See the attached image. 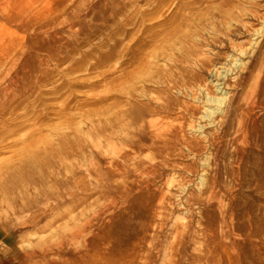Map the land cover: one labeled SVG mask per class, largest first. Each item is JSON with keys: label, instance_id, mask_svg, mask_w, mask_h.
<instances>
[{"label": "rangeland", "instance_id": "374dc122", "mask_svg": "<svg viewBox=\"0 0 264 264\" xmlns=\"http://www.w3.org/2000/svg\"><path fill=\"white\" fill-rule=\"evenodd\" d=\"M219 2L191 10L204 19L191 28L194 58L181 49L184 41L174 43L181 44L174 55L163 49L176 70L166 90L126 75L157 73L131 64L136 37L144 27L164 25L180 2L0 0V264H264V89L247 94L257 74L253 63H264L258 43L264 0H224L218 11ZM132 8L144 27L138 31L134 23L129 37L125 17ZM202 35L236 45V55L246 52L227 81L228 98L247 94L237 118L245 122V138L236 147L209 143L215 127L200 137L185 125L201 123L207 107L190 91L213 83L193 62L224 53L198 41ZM144 52L151 60L154 53ZM224 54L213 62L219 72L230 60L231 52ZM180 56L184 61L175 65ZM153 63L173 66L166 58ZM185 73L193 80L178 84ZM115 76L120 82L113 85ZM127 85L137 88L129 98L119 91ZM126 102L138 110L157 105L156 114L172 120L160 149L149 144L154 135L126 133ZM182 105L200 113L183 115ZM114 110L119 117L112 126ZM189 138L200 147H190Z\"/></svg>", "mask_w": 264, "mask_h": 264}, {"label": "bare ground", "instance_id": "6f19581e", "mask_svg": "<svg viewBox=\"0 0 264 264\" xmlns=\"http://www.w3.org/2000/svg\"><path fill=\"white\" fill-rule=\"evenodd\" d=\"M176 1L178 3L180 2L178 5L179 11L174 13V15L170 18V20L167 19L165 21L164 25L158 26L157 28H154V29L151 27L152 25L144 27V24H143L144 21H143L142 17L137 13L136 10H134V8L130 9L127 12L126 17H125V21H126L127 25L132 27L127 31V34L129 37L135 36V34L133 33L134 23H136L138 25V28H139L138 31H141L144 27V30H143L144 33L139 32V33H141L140 37H139L140 34H137L138 36L136 37V40L138 41V43H137V45H136L137 47L135 49H136V51H138V54L132 56V60H134V61L131 64H138V65L141 64L145 67V69L150 68V67H154L155 71L157 72V73H155V75L149 76V74H148V75H146L147 76L146 77L143 74V72H141V69H139L137 72L132 70V72H130V73H128V75H126L127 77L130 78L129 80H131L132 82L136 81V80H137V83L138 82L146 83L148 81H153L154 83H159L160 85H162L166 90H169L172 86H174V82H176V80H174V72L176 70L174 71V68H175L174 67V57H172V59H171L170 55L167 56V53L163 49L171 48V50H170L171 55L172 54L174 55V47L180 48L179 46L181 45L180 44L181 41H184L185 43H184V45L182 44L183 46L181 47V49H183V47H184L187 50L186 52L188 53V55H191V57H193V55H192L193 53L196 54L197 50H195V46L193 45L194 42H192V43L189 42V40H190L189 38H190L191 34H193V33H191V28H192L193 23L195 21H200V23H201V22H203L202 20H204V19H201L199 17H195L194 15H192L191 10H193L194 8H196L198 6L201 7L202 2H204V1L210 3L211 1H214V0H188V1H184L183 3H181L182 0L181 1L176 0ZM222 5H224V0H220L219 4L216 6H213V7H214V9H217L218 6H222ZM211 6L206 5L203 7H206V9H204V10H209V9H211ZM218 9H219V7H218ZM158 12H159V10H158V8H156L153 14L158 13ZM146 15H149V14H146ZM137 16H139L140 18H138V20L136 21L135 19ZM217 16H220V15H217ZM215 19H217V18H215ZM232 26L234 27V25H231V27ZM218 27H219V25H218ZM210 28H212V27H210ZM196 32H198V31H196ZM216 32H214V33H216ZM261 32H262V30H261ZM238 33H239V31H238ZM263 33H264V30H263ZM199 35H200V33H199ZM205 35L198 37L199 38L198 41H204L205 44L207 41L210 45L213 46V48L216 47V48L220 49L221 51H224V53L225 52H231V55L229 56L230 60H229V63L228 62L223 63L224 66L222 67L221 72H219L218 71L219 69L217 70V67L215 69L213 62L216 61L217 59H223V58L226 59L228 57L227 54L225 55L224 53H213V54H211L210 58H208V59H205L204 56H202V58H197L198 57L197 56L195 63L193 62V60H191L192 58L190 59L193 62V64H195V66H196V69L194 67L195 70H197L198 72H206L208 74H212L213 83L211 84L212 88L210 89L208 87L202 86L201 80H199V82L197 84H198V86L201 85V90L199 92L190 91V95L194 99L198 100L201 103L203 102L202 104H204L207 107L201 111V114L199 116V118H200L199 121L201 123H199L196 127H192L190 124L187 125V123L185 125L187 127L190 126V129L194 133L199 135L200 137L208 136V132L206 131L208 127L209 128L215 127V128H217V130L216 131L211 130L209 132L211 135L209 137H207V141L209 143L215 144V145H217L219 147H223V148H225L227 145L236 147L238 145V143L245 138V122L237 119L239 116V113H240V109L242 108V105H243L242 103H244L246 101L244 99H245L247 94H249L250 96L256 97V96H259V91L264 89V63H262V59L260 62L253 63L254 58L257 56V54L260 51V47L264 44V37L258 42L260 44V47L257 48L255 53L252 52V54L250 56L251 60L249 61V64H248V67H249L253 63V65H252V66H254L253 68L257 70V74L254 75L256 78L254 81V86H252L250 88V91H248L250 93H247L244 96H238V97L235 96V97H229L228 98L227 81L229 78L232 77L234 70L238 66L241 65V63L238 64L237 62L240 61V58L242 56L246 55V52L242 48L243 50L240 49V51H238L239 53L237 52L238 54L236 55L235 50H234V48L236 49V51L238 50V48H236L237 47L236 45L234 46V44L228 43V41L226 42L224 39H222V40H224L225 42L224 41L221 42V39H219V42L215 43L214 39H216V38H212L210 36H205ZM235 35H237V34H235ZM193 36H194V34H193ZM262 36H264V34ZM192 40H193V38H192ZM179 41H180V43H179L180 45L177 44L178 46L177 45L174 46V43L175 42L177 43ZM212 46H210V47H212ZM146 50H150L151 52L154 53L151 56L152 57L151 60H148L147 54L149 55L150 52H148V53L144 52ZM220 50H219V52H220ZM192 51H194V52H192ZM186 52H183V54ZM263 52L264 51H262V53L260 52V56H262V58L264 59V53ZM132 54H134L133 51H132ZM233 55L237 56L236 60L231 59ZM157 58H166L169 61H172L173 66L171 65L172 66L171 68L170 67L166 68V67H161V65H159V66L155 65V63H153V59H157ZM182 58H183V56H182ZM180 59H181V56H180ZM175 60H177V59H175ZM187 60L189 61V56H188ZM183 61H184L183 59L176 61L175 65L179 66V65H181V63ZM192 62H190L191 65H193ZM113 69L115 71V68H113ZM254 69H252V70H254ZM113 74H115V73H113ZM192 74H194V73L192 72ZM190 76L191 75L189 73L183 74V77L180 79L181 81L179 80L178 84H180L182 81L185 83H187V82L189 83V80H193ZM192 77H195V76H192ZM247 81H248V79H243L242 83H246ZM119 82H120V77L115 76L112 78V84L113 85L117 84ZM188 83H187V85H188ZM113 89L115 90V88H113ZM136 89L137 88H135V90H132V86L127 85L124 88L119 89V91H122L129 98L132 96V94H134V92H136ZM249 95L247 97H249ZM154 98H158V96H155ZM243 100H244V102H243ZM253 103H254V101H253ZM141 105L145 110H138L137 108H135L136 106L134 107V109L133 108L131 109V106H129L128 102H126L125 106H127V108L129 107L131 113H129V115H128L129 116L128 118H130V119H125L122 122V124L124 125V128H125L124 130H126V133H128L130 135L131 134L133 135L136 132H142V133L148 134L149 136H150V134L154 135V137L151 138V140H149V144H151V146H153V147H156L157 149H160L161 146L158 143H159L160 138L162 137L161 134H168L171 131V128H173L172 124H171L172 120H170V121L166 120V118H167L166 115L156 114L157 112H159L157 105H155L156 107L150 106L148 103H143ZM118 107H115V108H117V110H118ZM245 107H246V105H245ZM129 109H127V110H129ZM150 109L152 110L153 114L151 113ZM182 109L184 111L183 115L186 114V115H189L190 117H193V118L196 115H198V113H200V108L198 106L182 105ZM117 110H114L113 114L111 115L112 116L111 117L112 118V126L114 124L113 122H115L117 120V118L119 117V113ZM250 112H251V110H250ZM174 122L180 123L178 119H174ZM202 122H204V123H202ZM20 125H22V122H21V124L19 123V125H16V126H20ZM177 125H178L177 127L180 126L179 124H177ZM2 127H4V126L2 125ZM5 128H7V127H5ZM11 128L12 127H10V129ZM231 128L235 129L233 136L232 135L230 136V134L228 132L229 129H231ZM16 129L18 130V128H15L14 130H16ZM178 129L176 128V130H178ZM11 131H12V129H11ZM2 136H4V135H2ZM183 139H184V136L182 135L181 140H183ZM30 140H31V137H30ZM187 142H188V145L190 147H193V148H199L200 147L198 140H194V138H189ZM37 143H39V142H37ZM37 152L39 154V151H37ZM46 152H47V150H46Z\"/></svg>", "mask_w": 264, "mask_h": 264}]
</instances>
